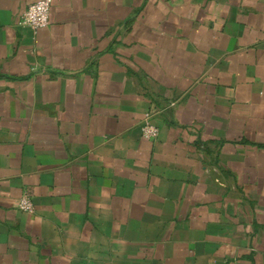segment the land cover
<instances>
[{
	"label": "crops",
	"instance_id": "1",
	"mask_svg": "<svg viewBox=\"0 0 264 264\" xmlns=\"http://www.w3.org/2000/svg\"><path fill=\"white\" fill-rule=\"evenodd\" d=\"M36 1L0 0V264H264V0Z\"/></svg>",
	"mask_w": 264,
	"mask_h": 264
},
{
	"label": "built area",
	"instance_id": "2",
	"mask_svg": "<svg viewBox=\"0 0 264 264\" xmlns=\"http://www.w3.org/2000/svg\"><path fill=\"white\" fill-rule=\"evenodd\" d=\"M53 0H38L31 3L22 14L20 23L34 30L44 28L50 23V12ZM152 113H147L142 125V135L146 139L156 138L159 134V128L151 122ZM18 207L28 213L35 209L32 198L25 194L18 201Z\"/></svg>",
	"mask_w": 264,
	"mask_h": 264
}]
</instances>
